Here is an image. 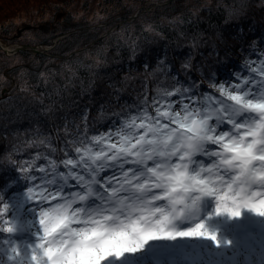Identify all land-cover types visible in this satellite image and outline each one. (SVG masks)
Here are the masks:
<instances>
[{
	"label": "snow or ice",
	"instance_id": "6c2138e0",
	"mask_svg": "<svg viewBox=\"0 0 264 264\" xmlns=\"http://www.w3.org/2000/svg\"><path fill=\"white\" fill-rule=\"evenodd\" d=\"M249 47L257 58L235 71L227 55L211 68L189 56L179 71L162 61L154 95L144 86L110 115L85 111L55 135L36 129L25 142L35 154L13 153L32 218L22 219L25 200L0 195V255L10 264H204L197 258L230 249L240 264L257 228L264 250V41ZM160 178L170 181L163 189ZM149 186L147 196L134 191Z\"/></svg>",
	"mask_w": 264,
	"mask_h": 264
},
{
	"label": "trees",
	"instance_id": "16d2710c",
	"mask_svg": "<svg viewBox=\"0 0 264 264\" xmlns=\"http://www.w3.org/2000/svg\"><path fill=\"white\" fill-rule=\"evenodd\" d=\"M154 2L161 5L146 11ZM261 41L264 0H0L3 46L51 47L46 54L23 50L11 55L0 47V195L7 202L26 201L30 182L15 167L20 157L13 153L17 146L26 148L36 129L55 135L54 125L78 120L85 111L91 118L104 110L110 115L132 104L144 86L154 95L153 73L162 61L179 71L189 56L197 67L211 68L227 55L235 71L243 58H257L249 46ZM204 88L210 91L207 84ZM110 125L105 120L96 127L104 131ZM35 152L26 148L23 158ZM33 206L25 202L22 219L32 217ZM261 250V244H252L236 259L258 264ZM225 258L201 260L231 264ZM0 261L10 264L3 255Z\"/></svg>",
	"mask_w": 264,
	"mask_h": 264
},
{
	"label": "rangeland",
	"instance_id": "374dc122",
	"mask_svg": "<svg viewBox=\"0 0 264 264\" xmlns=\"http://www.w3.org/2000/svg\"><path fill=\"white\" fill-rule=\"evenodd\" d=\"M161 4L159 3H148L147 4V8H146V11H149L151 9H153L154 7L156 6H160ZM0 44L2 45V43L0 42ZM13 46H17L16 44L15 45H9V46H4V47H13ZM51 48V47H50ZM3 93L5 94V90H3ZM261 135H264V134H261ZM170 181L167 179V178H160L159 181H158V184H157V187H160L161 189L164 188L165 185L169 184ZM257 183H264V182H261V181H257ZM152 187L149 186V187H140V188H135L134 191L136 192L137 195L139 196H147L148 193H150L152 191ZM169 195H175V196H180V195H183L182 192H175V193H169ZM32 217H29L28 219H31ZM254 235H255V239L254 241L251 243V245H258V247L260 248V244H258V240L260 239V233H259V230L258 228L254 230ZM191 243H197L196 241H190ZM151 243H171V242H151ZM214 247V246H213ZM218 251V250H217ZM264 251V250H261V252ZM138 256L140 254H137ZM225 256H226V260L227 262H230L232 261L233 259V253L232 251L229 249L226 253H225ZM205 257V256H203ZM203 257H198L197 259H202ZM174 260H176L178 262V264H185V258L183 257H174L173 258Z\"/></svg>",
	"mask_w": 264,
	"mask_h": 264
},
{
	"label": "water",
	"instance_id": "95a60500",
	"mask_svg": "<svg viewBox=\"0 0 264 264\" xmlns=\"http://www.w3.org/2000/svg\"><path fill=\"white\" fill-rule=\"evenodd\" d=\"M134 17H136V13L134 15L128 17L127 21H131ZM0 47L3 49V51L7 55H11V54H14L18 51H23V50L29 51V52L34 53V54H46L47 51L50 49V47H40V46H30V45H17V46H13V47H4L3 45L0 44ZM80 50L81 49H78L75 52H78ZM70 55H68V56H70Z\"/></svg>",
	"mask_w": 264,
	"mask_h": 264
}]
</instances>
